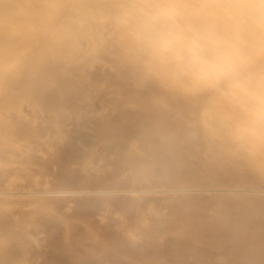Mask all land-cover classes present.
I'll use <instances>...</instances> for the list:
<instances>
[{"label":"bare ground","instance_id":"6f19581e","mask_svg":"<svg viewBox=\"0 0 264 264\" xmlns=\"http://www.w3.org/2000/svg\"><path fill=\"white\" fill-rule=\"evenodd\" d=\"M261 2L0 0V264L20 263L31 232L42 264H264V123L246 114L264 103ZM220 99L241 105L208 106ZM97 140L140 180L249 193L207 223L199 205L173 206L181 258L145 260L158 232L145 206L94 189L101 164L72 166ZM53 164L63 185L98 183L41 185Z\"/></svg>","mask_w":264,"mask_h":264},{"label":"rangeland","instance_id":"374dc122","mask_svg":"<svg viewBox=\"0 0 264 264\" xmlns=\"http://www.w3.org/2000/svg\"><path fill=\"white\" fill-rule=\"evenodd\" d=\"M234 95L233 93H222L220 96H230ZM97 103V102H96ZM208 106L217 105L220 106L223 110H227L229 107H237L240 106L239 102L229 99H220L217 101H211ZM98 105H101L103 110L105 112H112V109L110 106H106L104 104L98 103ZM249 107H252V110H248L246 114H251L253 116H257V120L264 123V103L263 102H256V104H251ZM255 108V109H253ZM227 117L228 115L225 114ZM132 144L135 146L134 153L138 155L144 154V149L139 147L138 140L135 138L131 139ZM80 147L82 148V153L76 158V160H73L72 166H84L85 169L89 171L94 170L95 163H99L103 166V171L101 173H97V177H99L97 180H99L100 185L95 183L96 181L93 180L91 182H87L90 180L85 179L82 176H73L72 178L69 177L68 180H64V183L67 185V187H71L77 189L80 186H86L87 189H93L94 185L91 186L92 182L94 184H97L95 188L106 189L108 192H105V194H109V196H112L110 194V190L113 194H116L117 197L125 198V199H132L138 204H143L145 206V209L147 211L148 219L145 222V224L149 225L152 228H158V232L156 235L151 236L150 239V255H145V260H151L152 258L157 259H170L171 261H177L181 258L180 254L178 253V243H182L185 238L183 235H181L177 230L176 226L180 224L183 221V218L181 215H174L172 213V207L173 206H182V207H189L192 205H199V211L197 213V217L203 222L207 223L213 214H215L216 209L219 207V202H229L231 197L234 196H245L247 195L246 191H243L239 188L235 187H226V186H208V185H197L194 183H190L189 185H174V184H168L165 179L155 178L153 181L150 180H140L136 178L135 174L132 172L131 169L121 167L122 161L120 160H113V159H105L100 157L101 155H105L104 151H102V143L97 140L93 145H91L89 148H84L83 145L80 143ZM100 157V158H98ZM98 160V161H97ZM189 164L191 166H197L199 164V160L196 158H191L189 161ZM70 164V167H72ZM73 169V167H72ZM177 171L182 169V166H176L175 168ZM76 170V168H75ZM49 175L46 177H39L41 180H43V183L41 180V185H49L47 187H54L59 186H66L63 185L62 179H59L58 175V166L56 164H53L52 168L48 170ZM60 172V169H59ZM93 173L90 175V178H92ZM38 178V179H39ZM85 179V182H84ZM51 183V186H50ZM61 183V184H60ZM88 183L87 185L82 184ZM91 183V184H90ZM56 184V186H55ZM60 184V185H59ZM70 184V185H68ZM80 185V186H79ZM76 186V187H74ZM68 189V188H67ZM79 189V188H78ZM86 189V188H85ZM97 189V190H100ZM105 190V191H106ZM103 191L104 190H100ZM103 192L101 194H103ZM114 195L113 197H116ZM260 199H264V194H260V196H256ZM213 202L212 204L209 203V205H204V201ZM238 207L230 206L228 208V214L231 215L235 211H237ZM110 217V218H109ZM105 220H116V221H122L124 220L123 214L120 212H116L114 215H106ZM70 221L77 222L80 221L79 219H70ZM173 221V222H172ZM126 224V223H125ZM29 227H33L32 224L29 225ZM131 230L133 232L138 231L139 235L140 230H137L134 228V226H130ZM143 236V235H142ZM142 238V237H141ZM44 240V235L42 233H35L31 232L30 236L28 237V247L25 249V251L21 254V261L19 264H42V257L36 252L37 246H39ZM172 244L170 245V243ZM195 247L193 250L186 255V258L190 261L196 259V254L194 253L196 249H199L197 245H194ZM141 258V259H142ZM221 261H224L226 258L225 256H220ZM137 262L138 260H133Z\"/></svg>","mask_w":264,"mask_h":264},{"label":"clouds","instance_id":"9594fccd","mask_svg":"<svg viewBox=\"0 0 264 264\" xmlns=\"http://www.w3.org/2000/svg\"><path fill=\"white\" fill-rule=\"evenodd\" d=\"M260 5H261V8L264 9V0H262Z\"/></svg>","mask_w":264,"mask_h":264}]
</instances>
